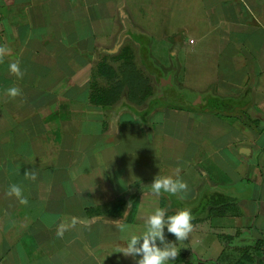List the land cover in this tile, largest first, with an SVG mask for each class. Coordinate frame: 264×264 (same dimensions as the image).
<instances>
[{
	"label": "crops",
	"instance_id": "0c3cea01",
	"mask_svg": "<svg viewBox=\"0 0 264 264\" xmlns=\"http://www.w3.org/2000/svg\"><path fill=\"white\" fill-rule=\"evenodd\" d=\"M187 13L199 18L198 26L191 25L201 34L199 41L190 39V50L185 25L181 20L170 24L171 17L181 19ZM0 45L11 50L0 63V264H135L119 251L126 242L117 232V221L135 225L140 209L150 206L149 197L172 215L182 208L176 206L179 200L193 207L204 192L227 195L234 178L245 184L242 188L255 189L241 190L236 202L192 219L193 230L216 219L228 226L218 228L213 222L196 237L205 240L207 251L212 249L208 238L219 242L221 254L203 262L201 251L180 253L177 242L179 255L168 264H230L224 259L226 250H252L264 242V0H0ZM162 49L164 56L159 54ZM184 51L188 56L182 59ZM200 54L206 55L199 70L208 66L207 88L193 89L203 94L201 99L193 104V96L189 104L173 106L174 113L186 117V132L222 129L214 138L226 136L229 151L224 157L221 149L212 147L215 139L203 143L195 134L196 148L207 145L211 151L194 154L189 166L177 165L173 157L160 165L147 160L157 168L154 177L178 174L188 184L183 199L157 196L151 189L154 177L135 180L136 167L127 163L133 155L122 158L117 142L126 133L153 131L142 121L158 125L151 120L167 112L161 104L165 95H172L175 87L185 90V74L192 79ZM15 61L22 78L9 71ZM107 80L120 82V99L109 105L93 103ZM13 86L22 90L15 99L6 95ZM147 94L141 104L139 98ZM190 121L197 126L191 128ZM36 134L40 145L31 137ZM16 136L28 153L18 149ZM77 139L84 141L78 153L53 148L60 140L65 146ZM42 160L46 163H37ZM217 160L226 161L228 168ZM203 161L217 165L204 166ZM80 168L83 171L77 172ZM35 169H40L37 178L26 179L25 171ZM190 170L198 183L188 178ZM12 184L23 189L26 205L6 195ZM124 184V192L117 194L116 188ZM135 186H143L138 195ZM122 201L121 216L106 214ZM134 201L136 211L129 219ZM93 211L105 214H90ZM62 223L68 227L60 237L56 232ZM211 228L224 232L216 237ZM255 256L257 264H264V255Z\"/></svg>",
	"mask_w": 264,
	"mask_h": 264
},
{
	"label": "rangeland",
	"instance_id": "374dc122",
	"mask_svg": "<svg viewBox=\"0 0 264 264\" xmlns=\"http://www.w3.org/2000/svg\"><path fill=\"white\" fill-rule=\"evenodd\" d=\"M187 14H188L187 16H184L181 19L171 17L170 24L173 27L176 24H178V20L179 21L181 20L182 25H185L184 27H185V30L187 31L186 37H185V41H186V45H187L186 48L190 50L191 49L190 43H189L190 39L198 40L200 37L199 35H201V34L195 28V26L191 25L192 23L197 22V26H198L199 25V23H198L199 18L193 17V15H190V13H187ZM155 25L160 27V23H155ZM199 44H201V42H199ZM198 46L199 45H197V47ZM186 51H188V50H186ZM159 54H160V56H164V54H166L165 49H162L159 52ZM185 56H188V54L186 52L181 56L182 59H184ZM205 57H206V55H204V54H200L197 56V58L200 60V63L197 66L196 72L192 74V79H190V77L188 76V74L186 72V74H185V79H186L185 80V90H182L179 87L178 88L175 87L172 95H168V94L165 95L166 98L163 99L164 102H162L161 104L163 107H165L167 109V112H165V114H162V115L161 114L155 115L154 118H152V120H151L152 124H154L155 122H159L158 123L159 126L156 124L154 126H150V123L146 124V126L148 128H151L153 130L152 132L155 135L152 132H151L152 134L151 133L147 134L146 132H144V133L140 132V133H138V135H135V136L129 135L128 133H126L124 136L119 138V140L117 142V150L121 154L122 158H126L127 160H129L128 156L133 155L134 159H130L129 161H127V163L131 164V166H133V169L136 167V169L134 170V171H136L135 180L140 181L141 178H151V177H154V175L157 173V168H155L154 166L152 167L149 164H147L146 163L147 160H148V163L154 162V165H156V164L160 165L162 159L168 161V160H171V157H173L175 160H177V162H178L177 165L189 166L190 162H188V161L190 158H192L194 156V154L199 155V156H200V154H203V156H204V154H206V152L211 151L210 147L207 145H201L200 147L196 148V145L193 143L194 136L198 135V137H201V140L204 143L206 141V138H207V140L209 138H210V140H214L215 139L214 135L218 134L219 132H222V129H220V131H219V130H216V128H211V126H208L204 129L195 128L197 125L195 126L194 121H190L188 124H190L191 128H195V129L191 130L190 132H186L185 131L186 127L184 128V123H187L186 117L184 115H179V114L174 113L175 108L173 106H175V105L185 106V105L189 104V102H190L189 100H191V97L193 98V96H194V98L192 100L193 104L196 102V100L201 99L203 94L202 95H196V94H194L193 89L205 90L207 88L208 83H209L208 81L205 80V75H206L205 69H207L208 66L204 69L199 70L200 69L199 67L204 62ZM175 66L178 68V65H175ZM192 70L194 71L195 68H192ZM182 74H184V73L182 72ZM155 75H156V73L154 74V76ZM195 76H197V79L195 78ZM181 78H182V80L184 79L183 76L181 77L179 75L178 79L180 80ZM101 82H103V81H101ZM96 83H98V82L96 81ZM181 83L183 84V82H181ZM110 85H111V82H109L107 80V84L105 85L106 86L105 89H103V88H101V89L107 90L110 87ZM160 90L161 89H159V92L157 91V93H159V95L162 94V91H160ZM190 91H192V92H190ZM95 94H96V92H95ZM169 96H171V98L174 100L170 101V99L168 98ZM160 100L161 99H159V101ZM206 125H209V122ZM146 126H144V127H146ZM128 129L130 130V127ZM14 130H16V129H14ZM223 130L225 131L226 129H223ZM16 131L19 132L20 130H16ZM216 131H218V132H216ZM36 135H35L36 137L35 136H31V137H34V141H36V142L38 141L35 144L40 145L41 141L39 142V140L41 139V136L38 134H36ZM12 136H15V135H12ZM18 137H20V136H18ZM18 137L17 136L15 137V138H17V141H19ZM53 141H54V139H53ZM60 142H61L60 146L59 145H53V148H58L59 152H61V153H68L69 152L70 154H72V152H76V153L80 152V150L83 147V143H84V141L83 140L81 141L80 139L72 140V142L69 145L66 144L65 146L63 145L62 140H60L58 143H60ZM77 142H82V143L80 145ZM214 143H217V144L213 145L212 147L215 149L216 148L221 149L222 156L227 157L226 154L229 151V148H228L229 143L226 142V136L220 137L219 139H215ZM35 144H32V146L34 147ZM209 145H210V143H209ZM18 149L19 150L24 149L25 152H27V153L29 152L27 145L25 146L23 144V142H20V141L18 142ZM32 150H33V148H32ZM54 152H55V150H54ZM185 159H187V161ZM178 160H180V161H178ZM124 161L126 162V160H124ZM217 161H218L219 165L223 166V169L228 168V165L227 166L225 165L226 161H224V160H217ZM125 162H122V163H125ZM177 162H175V163H177ZM37 163L45 164L46 162L42 160V161H39ZM59 163L63 164V163H68V162L61 161ZM89 163H90V161H89ZM203 163H205L204 166L217 165V164H215L214 161L213 162L212 161H203ZM118 165H121V163L118 162ZM137 169L139 170V172H137ZM1 171H2V169H0V172ZM39 171H40V169H35L34 173H37ZM79 171L82 172L83 170H81V168H80V169H78L77 172H79ZM21 175H22V173L20 172V176ZM187 175H188V178L192 179V182H194V183L199 182V180H198L199 177L194 173V171L190 170ZM0 176H2V174H0ZM243 185H245V184H242L240 180L237 181V179L234 178V185H233L234 188H231V190L228 189L227 197L234 198V200H238L239 198L240 199L242 198L241 190L255 189V188H242ZM124 187H125V184L121 185V188H116V190L118 192L117 194L120 195V193L124 192V190L126 189ZM142 188H143V186H141L140 189L136 188V186H135L134 192H136V194H138V192L140 193L142 191L141 190ZM144 189H147V186H145ZM189 189H191V188H189ZM220 190H221V188H220ZM207 191H208V189H207ZM206 193L207 192H204L201 195V198ZM206 195H208V194H206ZM172 198L175 199V196L172 195ZM148 200H149L148 202L151 203L150 206L148 207V209H147V206L145 207L144 210H142V208H141L140 209V214H141L140 219L138 220V222L135 225H130L136 230H143L144 221H145L147 215L150 214L156 207H158V203H157L156 198L149 197ZM203 201H201V202L198 201V203L195 205L198 207H201L203 204ZM154 206H155V208H154ZM176 206L184 207V205L182 204V201H180V200H179V202H176ZM213 222H212L213 226H215V227L217 226L218 228H220L223 224L222 219H216ZM212 223H210V224H208V223L202 224L201 223L199 225L200 228L197 227L198 230L194 229L193 230L194 233L190 234L188 240L181 241L179 243L181 245L178 247L180 248V251H183V252H180V253H185L189 250H193L192 253H194V252L199 253L201 251L203 255L200 254L199 259L203 260V262L212 259L211 257H218L221 254L219 242H216L215 240H211V238H208V240H206V241L208 242V246L210 245L212 249L207 251L203 245L205 243V240H197L196 239V237L200 239L201 237L197 234L201 233V231L202 232L206 231V230L208 231V229L210 228ZM223 226L228 228V226H226L225 224H223ZM203 228H205V229H203ZM225 230H227L228 232L230 231L229 229H225ZM210 231L215 233L216 237L219 233L224 232V231H222V229L215 230L212 228ZM107 232L109 234H111L112 236L115 235L114 232L111 233V230L107 231ZM117 232L121 233L119 229L117 230ZM169 234L170 233L167 232V228H165L166 239L168 241H172L171 240L172 237H173V239L175 237L172 234H170L171 237L167 238V235H169ZM208 235H210V234H208ZM215 236H212V237H215ZM254 236H256V235H254ZM207 237H209V236H207ZM173 242H175V241H173ZM221 244H223V243H221ZM228 245H230V244L228 243ZM224 246H225V244H224ZM234 248L235 249H228L225 252V254L227 253V255L224 259L227 261L231 260L230 264H238V263L246 264V263H249V260H247V257L249 255H252L251 257L254 258V261L252 264H257L258 257H255V255H258L260 251L255 250V249L249 250V249L239 248V247H234ZM247 250H249L250 252ZM189 260L191 261L192 258H190Z\"/></svg>",
	"mask_w": 264,
	"mask_h": 264
},
{
	"label": "clouds",
	"instance_id": "9594fccd",
	"mask_svg": "<svg viewBox=\"0 0 264 264\" xmlns=\"http://www.w3.org/2000/svg\"><path fill=\"white\" fill-rule=\"evenodd\" d=\"M10 51L6 45H0V63L3 62L5 56L10 54ZM9 71L17 78H22L24 75L19 61L10 63ZM6 95L15 99L22 95V90L13 86L6 90ZM24 175L26 179L33 181L37 178L36 174L31 171H25ZM151 189L157 196L167 193L183 199L184 194L188 191V184L179 178L178 174L175 177L156 175L151 183ZM6 195L16 197L21 204L28 203L27 198L23 195V189L17 184L10 185ZM192 219L189 208H181L174 214L168 215L167 209L156 207L147 215L143 230H136L128 224L117 221L116 226L124 234L123 239L126 242V246L120 248L119 251L125 257H131L135 264H168L179 255L177 242L189 239L190 233L193 231ZM75 223L74 218L72 225ZM67 227L68 225L63 223L58 225L57 236L62 237ZM165 228L175 237V242L166 239Z\"/></svg>",
	"mask_w": 264,
	"mask_h": 264
},
{
	"label": "trees",
	"instance_id": "16d2710c",
	"mask_svg": "<svg viewBox=\"0 0 264 264\" xmlns=\"http://www.w3.org/2000/svg\"><path fill=\"white\" fill-rule=\"evenodd\" d=\"M113 75H115V74H113ZM119 83L111 82V85H110V87L107 90L101 89V91L96 92V94H94V96L92 97V102L95 103V104H98V105H107V104L109 105V104H111V102L113 103L116 100H119L120 99L119 95L122 92V88H120V84ZM148 96L149 95L147 94V95H144L143 97L141 96L139 98V99H141V101H140L141 104H142L143 101H145L147 99L146 97H148ZM142 122L144 124H147L146 120H144ZM201 201H203V204H202L201 207H198L196 205L193 206V207H186V208L191 209L192 217L203 215L204 213H206L209 210V208L219 207V206L225 205L227 203H232V202L234 203L237 200H234V198L227 197V195L224 194L223 192L216 191V192H214L212 194H208V195L205 194L202 197ZM136 202L137 201L133 202L134 207L130 210L129 219H132L134 214H135V211H136V206L135 205H137ZM124 207H125V201H122V202H120V208H118V209L116 208L115 210H109V211L106 212V214L109 215V216L114 215L115 217H119V216H121L122 211H124V209H125ZM182 208H185V207H182ZM92 213H94V214L97 213L98 215H101L103 213L105 214V212H98V211L90 212V214H92ZM255 244L256 245L254 246V249L260 251L258 255H262L263 256L264 255V243L259 241V242L255 243ZM247 251H249V250H247ZM251 256L252 255H249L247 257V260H249L250 263H253L254 258H252ZM255 257H258V256H255Z\"/></svg>",
	"mask_w": 264,
	"mask_h": 264
},
{
	"label": "water",
	"instance_id": "95a60500",
	"mask_svg": "<svg viewBox=\"0 0 264 264\" xmlns=\"http://www.w3.org/2000/svg\"><path fill=\"white\" fill-rule=\"evenodd\" d=\"M164 81H166V80H164Z\"/></svg>",
	"mask_w": 264,
	"mask_h": 264
}]
</instances>
